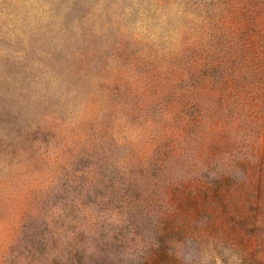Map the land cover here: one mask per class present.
Masks as SVG:
<instances>
[{
  "label": "rangeland",
  "instance_id": "374dc122",
  "mask_svg": "<svg viewBox=\"0 0 264 264\" xmlns=\"http://www.w3.org/2000/svg\"><path fill=\"white\" fill-rule=\"evenodd\" d=\"M159 250L264 264V0H0V264Z\"/></svg>",
  "mask_w": 264,
  "mask_h": 264
},
{
  "label": "trees",
  "instance_id": "16d2710c",
  "mask_svg": "<svg viewBox=\"0 0 264 264\" xmlns=\"http://www.w3.org/2000/svg\"><path fill=\"white\" fill-rule=\"evenodd\" d=\"M200 184H205L206 181H204L203 179H199L197 180ZM222 178L221 177H214L211 179L210 184L208 185V188H210L211 186H216V185H220V183L222 182ZM158 255V256H157ZM170 262V256L169 253H167L166 251H156V253L150 254L149 256H146L145 258H143L142 261H139L138 264H159V263H168Z\"/></svg>",
  "mask_w": 264,
  "mask_h": 264
}]
</instances>
